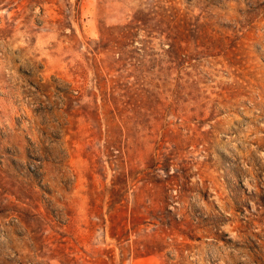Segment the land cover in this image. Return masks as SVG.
Segmentation results:
<instances>
[{"label": "rangeland", "instance_id": "rangeland-1", "mask_svg": "<svg viewBox=\"0 0 264 264\" xmlns=\"http://www.w3.org/2000/svg\"><path fill=\"white\" fill-rule=\"evenodd\" d=\"M134 207L180 231L123 264H264V0H0V264L119 262Z\"/></svg>", "mask_w": 264, "mask_h": 264}, {"label": "trees", "instance_id": "trees-1", "mask_svg": "<svg viewBox=\"0 0 264 264\" xmlns=\"http://www.w3.org/2000/svg\"><path fill=\"white\" fill-rule=\"evenodd\" d=\"M142 219L143 217L135 213V207L132 208V216L122 218L120 224L121 232L118 240L120 242L127 241L128 244L125 246L120 245L119 262H116L114 254L106 255V257L98 256L97 258L90 253L87 254L90 258L97 259H86L85 261L89 264H123L127 256L132 255L134 258H138L162 251V242L166 239V236L171 237L170 235L173 233L174 228L180 231L175 224H169L168 228H156L152 233H141L139 225ZM129 223L132 226H129ZM128 235L135 236V238H132V242H129L130 238H125ZM61 263L65 264L63 261ZM74 264L79 263L75 261Z\"/></svg>", "mask_w": 264, "mask_h": 264}]
</instances>
